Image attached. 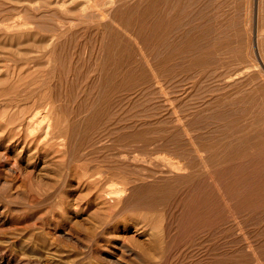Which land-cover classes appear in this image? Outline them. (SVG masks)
Masks as SVG:
<instances>
[{
    "label": "rangeland",
    "instance_id": "374dc122",
    "mask_svg": "<svg viewBox=\"0 0 264 264\" xmlns=\"http://www.w3.org/2000/svg\"><path fill=\"white\" fill-rule=\"evenodd\" d=\"M0 264H264V0H0Z\"/></svg>",
    "mask_w": 264,
    "mask_h": 264
},
{
    "label": "bare ground",
    "instance_id": "6f19581e",
    "mask_svg": "<svg viewBox=\"0 0 264 264\" xmlns=\"http://www.w3.org/2000/svg\"><path fill=\"white\" fill-rule=\"evenodd\" d=\"M248 67H249V66H248ZM252 67H253V66H252ZM252 67H251V68H252ZM244 68H245V67H244ZM247 69H248V68H247ZM236 72H237V70H236ZM241 72H244V71H241ZM238 73H239V72H238ZM233 74H235V73L233 72ZM229 75H230V74H229ZM237 75H240V74H237ZM237 75H236V76H237ZM233 76H234V75H233ZM231 77H232V76H231ZM231 77H229V78H231ZM227 78H228V77H227ZM234 80H235V79H233V81H234ZM34 113H35V112H34ZM36 116H37V114H36ZM40 116H41V114H40ZM44 116H45V115H44ZM33 117H34V116H33ZM46 117H47V116H46ZM40 118H41V117H40ZM42 118H43V117H42ZM42 118H41V119H42ZM44 118H45V117H44ZM26 119H27V118H26ZM37 119H38V118H37ZM37 119H36V120H37ZM41 119H39V120H41ZM27 120H29V119H27ZM34 120H35V118H34ZM43 120H44V119H43ZM48 120H49V119H48ZM48 120H47V121L45 120V121L48 122V124H49V121H48ZM37 121H38V120H37ZM37 121H36V122H37ZM28 122H30V121H28ZM33 122H34V121H33ZM36 122H35V123H36ZM26 123H27V122H26ZM35 123H34V125H35ZM38 123H40V121H39ZM41 123H42V122H41ZM46 124H47V123H46ZM48 124H47V125H48ZM29 126L31 127V125H29ZM45 128H46V127H45ZM27 129H28V127H27ZM178 167H179V166H178ZM178 167H177V168H178ZM177 168H176V169H177ZM174 169H175V168H174ZM110 189H111V188H110ZM117 189H118V188H117ZM117 189H115L116 192H121L120 190H117ZM120 189H122V188H120ZM112 190H113V189H112ZM112 190H111V191H112ZM115 190H113V191H115ZM122 191L124 192V190H122ZM110 193H111V192H109V194H110ZM112 193H113V192H112ZM112 193H111V194H112ZM114 194H115V193H114ZM117 195H118V193H117ZM119 195H120V194H119ZM118 197H119V196H118Z\"/></svg>",
    "mask_w": 264,
    "mask_h": 264
}]
</instances>
